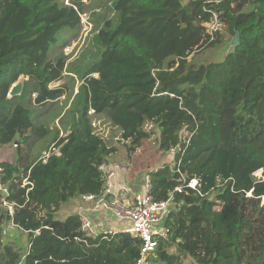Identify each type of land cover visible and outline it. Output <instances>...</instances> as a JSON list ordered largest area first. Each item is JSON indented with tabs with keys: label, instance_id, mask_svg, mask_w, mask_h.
I'll list each match as a JSON object with an SVG mask.
<instances>
[{
	"label": "trees",
	"instance_id": "obj_1",
	"mask_svg": "<svg viewBox=\"0 0 264 264\" xmlns=\"http://www.w3.org/2000/svg\"><path fill=\"white\" fill-rule=\"evenodd\" d=\"M84 6L82 0H0V145L46 138L51 129L37 122L32 106L59 100L69 82L78 87L60 117L67 133L59 137L57 129L53 138L59 155L43 160L19 148L18 163L0 162L20 205L13 220L28 236L25 251L4 240L11 217L0 192V264H135L139 258L140 237L122 231L89 237L79 213L56 215L69 200L104 189L99 167L116 147L96 131L95 115L120 127L131 156L152 136L148 123L158 129L162 152L177 148L172 164L149 171L153 198L165 199L180 173L199 179L202 195L191 188L176 193L153 264H184L188 257L197 264H264V0L221 4L226 30L238 42L222 61L200 64L190 57L221 34L206 39L203 0H113L107 5L113 15L93 27L91 56L70 61L63 48L81 29ZM53 46L58 50L50 56ZM21 76L23 92L9 97ZM186 130L193 133L189 142ZM24 177L33 183L28 193Z\"/></svg>",
	"mask_w": 264,
	"mask_h": 264
},
{
	"label": "rangeland",
	"instance_id": "obj_2",
	"mask_svg": "<svg viewBox=\"0 0 264 264\" xmlns=\"http://www.w3.org/2000/svg\"><path fill=\"white\" fill-rule=\"evenodd\" d=\"M112 1L113 0H82L86 12L81 14V29L77 35H71V37L68 38V45L63 48L64 53L70 56V61L78 56H80L79 60L81 57L89 58L91 56L90 54L94 51L92 47L93 27L97 23H102L108 16L110 17L113 15L112 12L107 10V5H111ZM184 1L187 2L188 0ZM66 3H68V1H66ZM219 38L220 41L215 45L196 52L193 57H190V59L192 58L193 61L198 64L222 61L225 56L233 50V44L231 34L227 30L221 33ZM55 50H58V46L52 47L50 56H55ZM20 79L24 80V77L21 76ZM61 83L62 81L53 82L50 84V87H57ZM67 87L66 95L62 96L59 100L47 105L32 106L34 112L33 117L35 118V115H37V122L47 125L51 129L50 134L42 139L34 137L33 140L31 139V143L23 142L20 143L19 146L18 142H15L13 143L14 145L7 149L0 146V159L2 161L18 163V157L20 155L19 148H22L23 154H27V152L30 151L32 158H40L43 151L48 150L55 144L53 138L57 129H59V137L66 135L67 132L60 123V117L69 108L72 101V97L69 98L68 96L70 91L73 90V86L69 82ZM75 92H77V86L73 90V93ZM93 123L96 131L103 135L111 145L116 147V151L108 157V161H129L128 173L133 185H139L143 171L154 169L164 163H173L174 154H171L169 151L164 153L160 150L158 144L159 132L151 123H148L146 127L152 131V136L147 139L144 142V145L132 156L128 151L129 142L121 137L120 127L113 126L104 115H95ZM257 173L260 174L261 171H258ZM85 204L86 201L81 196L73 198L64 203L61 209L56 212V215L60 218H65L69 214L77 213L79 207ZM3 225L5 226L6 223ZM4 240L15 243L19 247H22L24 251L28 245L27 233L19 230H11L10 234ZM149 264H153L151 259ZM184 264L197 263L194 259L188 257L185 259Z\"/></svg>",
	"mask_w": 264,
	"mask_h": 264
},
{
	"label": "built area",
	"instance_id": "obj_3",
	"mask_svg": "<svg viewBox=\"0 0 264 264\" xmlns=\"http://www.w3.org/2000/svg\"><path fill=\"white\" fill-rule=\"evenodd\" d=\"M228 0H203V9L208 13L209 19L203 24L205 26V37L210 42L214 40L219 33H223L227 29V23L222 17L221 4ZM234 1V0H231ZM192 132L186 130L183 134V141L189 142ZM180 149V147H178ZM177 148L172 147L169 152L174 154ZM51 154H60L59 148L52 145L48 150L43 151L41 159L46 160ZM128 166V163L111 164L107 161L100 165V170L104 175L105 185L101 193H86L81 197L86 201L85 210L80 211L81 232L89 237H97L100 234L107 236L109 233L119 231L129 232L136 237L142 239V248L139 258L135 264H149L150 258L155 254L158 246L159 237H167L168 228L165 226V217L171 210L174 203L176 193H182L187 188L199 190V179L193 178L186 180L184 174L180 173V184L174 190L170 191L165 199L157 200L152 196V183L150 174L148 173L143 184V189L136 192L132 202H126L121 198L117 191L118 171ZM262 173V170H259ZM258 172V171H257ZM255 175L261 176V173ZM3 169L0 168V192L2 193L1 207L11 217V220L4 226L3 234L8 235L11 230L22 229L20 225L14 222L13 217L20 205L11 199L12 190L8 183L3 180ZM31 185L27 189V193L32 189L33 183L24 177L21 183L22 187ZM250 194V193H249ZM105 210L117 220H127L130 225L122 229L99 230L95 227L91 217L86 213ZM98 229V230H96ZM37 229L35 233H39ZM77 239H80L76 237Z\"/></svg>",
	"mask_w": 264,
	"mask_h": 264
},
{
	"label": "crops",
	"instance_id": "obj_4",
	"mask_svg": "<svg viewBox=\"0 0 264 264\" xmlns=\"http://www.w3.org/2000/svg\"><path fill=\"white\" fill-rule=\"evenodd\" d=\"M77 90H78V87H77ZM12 145L14 144H7V145H0V146L2 148L7 149L8 147ZM1 161L2 160L0 159V162ZM107 162L109 161L107 160ZM109 163L111 164L128 163V166H129V161L118 162L115 160ZM128 166L118 171L116 184H117V191H118L119 196L123 198V200H125L126 202H132L134 199L135 193L143 189V184L145 182L146 175L149 173L150 170L143 171V173L141 174V182L139 183V185H133L129 178ZM85 207H86V204L81 205L77 213H80V211L85 210ZM86 213L91 217L93 223L95 224V227H97L99 230H102V231L111 230V229H122L123 227L130 225L129 221L117 220L113 218L111 214L105 210H100L97 212L86 211Z\"/></svg>",
	"mask_w": 264,
	"mask_h": 264
},
{
	"label": "water",
	"instance_id": "obj_5",
	"mask_svg": "<svg viewBox=\"0 0 264 264\" xmlns=\"http://www.w3.org/2000/svg\"><path fill=\"white\" fill-rule=\"evenodd\" d=\"M237 42H238V34L236 33V35L234 36V38L232 40L233 46H235L237 44ZM23 87H24V81L19 79L17 82H15L12 85L8 96L13 97V96L20 95L23 92Z\"/></svg>",
	"mask_w": 264,
	"mask_h": 264
}]
</instances>
